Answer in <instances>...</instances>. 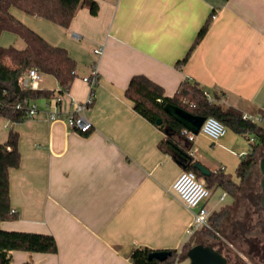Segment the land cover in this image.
I'll list each match as a JSON object with an SVG mask.
<instances>
[{
	"label": "crops",
	"instance_id": "0c3cea01",
	"mask_svg": "<svg viewBox=\"0 0 264 264\" xmlns=\"http://www.w3.org/2000/svg\"><path fill=\"white\" fill-rule=\"evenodd\" d=\"M97 1L96 15L83 7L69 27L10 8L75 60L71 97L86 100L90 87L83 76L93 67L99 76L86 112L94 125L88 133L72 130L65 121L51 122L45 97L32 118H0V143L14 130L21 153L19 167L9 174L15 218L0 221V228L50 234L58 246L55 253L13 250L11 264H134L131 253L137 248L180 251L189 239L193 214L169 191L186 167L161 148L166 132L127 97L134 75L147 76L167 96L190 81L211 101L247 116L260 117L258 110L264 109V0ZM208 19L206 35L181 62ZM19 37L5 30L0 45H14ZM100 45L103 52L97 55ZM52 77L45 75L44 89L60 86ZM249 141L230 128L214 142L199 133L187 153L194 151L193 160L240 183L236 170L251 152ZM210 189L204 204L212 214L234 207L236 195L219 185Z\"/></svg>",
	"mask_w": 264,
	"mask_h": 264
},
{
	"label": "trees",
	"instance_id": "16d2710c",
	"mask_svg": "<svg viewBox=\"0 0 264 264\" xmlns=\"http://www.w3.org/2000/svg\"><path fill=\"white\" fill-rule=\"evenodd\" d=\"M12 6L29 14L47 18L63 27H69L79 9L88 7L90 12L96 15L99 11V3L97 0H0V35L5 30L12 31L25 42L23 48L0 45V118L22 122L27 119L26 107L17 108L16 105L24 103L26 98L38 99L50 96L53 91L22 89L18 83L19 76L28 69L37 67L44 73L54 76L61 87H70L76 77V62L65 48L52 45L35 30L17 19L10 11ZM210 20L208 19L201 27L181 62L187 61L192 50L204 38L210 27ZM126 95L132 100L135 110L151 122L157 124V119L162 118L163 122L157 125L162 130L165 131L168 128L169 131L166 133L167 138L160 143L161 148L173 152L187 169H192L199 177H204L209 188L219 185L227 192L238 195L243 184L254 172L264 151V123L253 120L250 116L245 117L244 112L237 107L225 105L220 101H211L197 82L185 81L173 96H167L162 86L143 74H137L131 78ZM169 102L193 114L214 116L248 140L250 136L254 137L253 141L250 140L251 152L243 156L236 170L237 176L241 179L240 183H236L231 175L224 173L222 169L203 175L195 167L198 161L193 160L187 153V149L192 146V141L182 133L185 127L166 112L165 105ZM258 113L264 121V109H259ZM184 153L188 155L185 156ZM20 163L18 133L10 130L7 141L0 143V221L15 218L10 205L9 174L10 169L19 167ZM229 212V208H223L211 215L210 221L214 230L221 232L219 225L223 216L229 215ZM214 230L201 229L196 232L183 244L180 251L171 249L172 254L165 260L150 259L149 254L153 249L148 247L135 249L131 253V259L134 264H174L178 259H182V255L191 246L202 242L199 234L219 238L220 236ZM13 250L55 253L58 251V246L55 237L50 234L0 228V264H11L10 253Z\"/></svg>",
	"mask_w": 264,
	"mask_h": 264
},
{
	"label": "built area",
	"instance_id": "2783aa9c",
	"mask_svg": "<svg viewBox=\"0 0 264 264\" xmlns=\"http://www.w3.org/2000/svg\"><path fill=\"white\" fill-rule=\"evenodd\" d=\"M103 45L94 49L97 55L102 54ZM45 79V73L37 67H32L22 73L18 78V83L22 89L27 90H41ZM83 80L89 84V96L84 101H77L70 95V87H57L50 89L53 91L52 95L45 97L46 113L51 122L65 121L67 125L74 131L85 134L90 132L94 125L92 121L86 116V112L92 105L95 98L94 86L99 82V76L96 68L93 67L88 75L83 76ZM187 101V99H185ZM193 105V104H191ZM17 108L26 107L27 118L36 116L41 110L39 98H26L24 103H18ZM245 117H249L245 115ZM253 120H261V117L250 116ZM228 131L225 123L214 116L205 118L200 132L209 137L213 142L223 137ZM189 140L194 141L198 134L193 133L188 129L182 132ZM253 141L254 137L250 136ZM190 155L194 151H189ZM170 193L178 197L183 204L192 212L193 219L190 223L187 234L188 238L194 235L201 229L214 230L210 221L212 212L204 204V202L211 196V189L207 186L204 177H199L192 169H184L174 181L172 187L169 189ZM226 195L222 196V198ZM13 213L15 210H11ZM217 235L222 237L221 232L214 230ZM15 264V263H12ZM174 264H188V260L178 259Z\"/></svg>",
	"mask_w": 264,
	"mask_h": 264
},
{
	"label": "rangeland",
	"instance_id": "374dc122",
	"mask_svg": "<svg viewBox=\"0 0 264 264\" xmlns=\"http://www.w3.org/2000/svg\"><path fill=\"white\" fill-rule=\"evenodd\" d=\"M13 44L18 47L23 46L25 43L23 39L19 37V40ZM45 75L49 80L54 79L46 73ZM261 123L263 124L264 122ZM263 154L264 151L261 157ZM261 157L251 177L243 184L242 189L239 191L237 201L230 210L229 215L223 216V220L219 225L222 237L213 238L201 233L199 234V238L203 243L215 245L217 247L223 246L226 250L228 247L233 248L232 253L239 255V257L243 256V253L247 256L249 248L244 241V234H247V236L256 234V232L261 230L260 227H264V212L260 205L262 196ZM223 203L226 204L227 201ZM230 243H233L234 247L230 246ZM233 257L235 256L233 255Z\"/></svg>",
	"mask_w": 264,
	"mask_h": 264
},
{
	"label": "water",
	"instance_id": "95a60500",
	"mask_svg": "<svg viewBox=\"0 0 264 264\" xmlns=\"http://www.w3.org/2000/svg\"><path fill=\"white\" fill-rule=\"evenodd\" d=\"M166 112L180 122L186 129L192 131L195 134H199L201 126L206 118L203 115L193 114L190 111L175 105L173 103H167L165 105ZM163 122L162 118H158L156 123L161 124ZM169 131L166 128L165 132ZM185 156L188 154L184 153ZM179 163L183 164L180 160H177ZM185 167L186 165L183 164ZM195 167L203 174L209 175L211 174V170L204 166L201 162H196ZM260 169L262 172V180H261V188H262V196H261V207L264 212V154L260 159ZM172 254L171 250L163 249V250H153L149 254V258H156L158 260H165ZM182 259L188 260V264H227V257L224 256L219 250H217L213 245L205 244L203 242H199L193 246H191L186 253H184L181 257Z\"/></svg>",
	"mask_w": 264,
	"mask_h": 264
},
{
	"label": "flooded vegetation",
	"instance_id": "af4514ba",
	"mask_svg": "<svg viewBox=\"0 0 264 264\" xmlns=\"http://www.w3.org/2000/svg\"><path fill=\"white\" fill-rule=\"evenodd\" d=\"M260 229L256 234L250 236L244 234V241L249 248L247 256L243 253V256L239 257L232 253L233 248L228 247L226 250L223 246H213L227 257V264H264V227H260ZM230 246L234 247V244L230 243Z\"/></svg>",
	"mask_w": 264,
	"mask_h": 264
}]
</instances>
